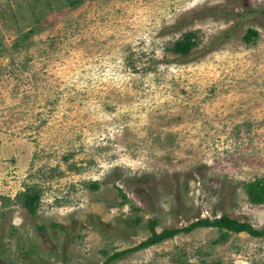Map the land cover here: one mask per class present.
Segmentation results:
<instances>
[{"label": "rangeland", "instance_id": "obj_1", "mask_svg": "<svg viewBox=\"0 0 264 264\" xmlns=\"http://www.w3.org/2000/svg\"><path fill=\"white\" fill-rule=\"evenodd\" d=\"M69 1L0 0V264H102L152 219L264 229L245 191L264 185V0ZM188 32L190 54L169 52ZM219 238L107 264H264V238Z\"/></svg>", "mask_w": 264, "mask_h": 264}, {"label": "trees", "instance_id": "obj_2", "mask_svg": "<svg viewBox=\"0 0 264 264\" xmlns=\"http://www.w3.org/2000/svg\"><path fill=\"white\" fill-rule=\"evenodd\" d=\"M77 2H79V0H77L76 2L74 1V3L72 0H70L69 5H72V7H74L77 5ZM257 36V31L249 29L243 39L246 43H249L251 40L256 39ZM196 40L197 38L194 32L184 33L180 39H177L172 46L168 47V51L177 56H188L191 50H193V48L197 45ZM92 187L97 189V183H93ZM245 191L251 204L257 205L264 202V185L262 180H255L252 183L247 184ZM39 198L40 191H38L35 187L28 188L24 192H21L17 195L19 204L29 214H34L37 210L40 201ZM122 199L124 201V195H122ZM199 228L216 229L220 232L219 239H225L230 233H245L253 238H264V229H256L247 222H240L236 219L230 218L227 215H221L219 217H214L213 219L200 218L196 221L191 222L186 227L167 228L161 230L160 232L156 231V221L155 219H152L149 220L148 223L150 236L147 239L132 248L113 253L102 264H107L108 262L128 253H134L144 250L154 244H159L168 239H172L181 233H191L192 231ZM200 264L208 263L201 262Z\"/></svg>", "mask_w": 264, "mask_h": 264}]
</instances>
